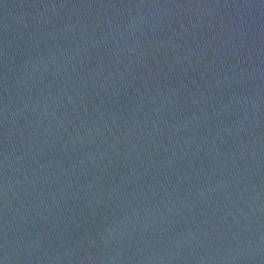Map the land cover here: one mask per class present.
I'll return each mask as SVG.
<instances>
[{"label":"water","instance_id":"1","mask_svg":"<svg viewBox=\"0 0 264 264\" xmlns=\"http://www.w3.org/2000/svg\"><path fill=\"white\" fill-rule=\"evenodd\" d=\"M0 264H264V0H0Z\"/></svg>","mask_w":264,"mask_h":264}]
</instances>
